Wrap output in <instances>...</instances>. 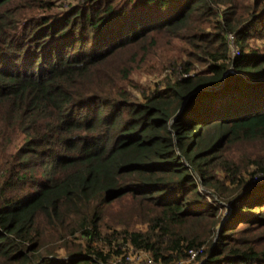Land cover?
<instances>
[{
	"label": "trees",
	"instance_id": "16d2710c",
	"mask_svg": "<svg viewBox=\"0 0 264 264\" xmlns=\"http://www.w3.org/2000/svg\"><path fill=\"white\" fill-rule=\"evenodd\" d=\"M18 1L0 0V264H264V0ZM163 38L187 59L136 97Z\"/></svg>",
	"mask_w": 264,
	"mask_h": 264
},
{
	"label": "rangeland",
	"instance_id": "374dc122",
	"mask_svg": "<svg viewBox=\"0 0 264 264\" xmlns=\"http://www.w3.org/2000/svg\"><path fill=\"white\" fill-rule=\"evenodd\" d=\"M23 1L19 0L17 3L13 4V7L16 5H21ZM36 9V8H33ZM32 8H28L25 12H23L21 15H25L24 18L30 17L32 14L36 13L37 10H33ZM169 39L163 38L158 40L159 49L156 50V52L159 53V57L151 58L150 60L145 59V62H140V54L138 55V58L135 63L132 64V71H131V80L129 82V85H125L129 90H132L133 87V95L136 97L140 96V93L142 91H147L150 89H154L160 81H164L167 76H171L172 71L169 69V66H167L168 61H170L171 58L180 57L181 60H186V52L187 48L183 44V42L178 41L176 39H171L170 44L167 46V43ZM163 47H167L166 50H162ZM250 47L253 49H257L259 51L264 49V38L254 37V39L250 40ZM233 50V47H232ZM230 58L236 57V52L231 51L229 54ZM196 71H199L203 68V66L196 65L194 66ZM232 70V68H229L228 71ZM107 251L106 249H104ZM59 252H62L59 250ZM132 250L126 251V255L132 254ZM121 258L119 256H114L110 259L108 262L109 264H116L115 261ZM185 262H182L184 264Z\"/></svg>",
	"mask_w": 264,
	"mask_h": 264
},
{
	"label": "built area",
	"instance_id": "2783aa9c",
	"mask_svg": "<svg viewBox=\"0 0 264 264\" xmlns=\"http://www.w3.org/2000/svg\"><path fill=\"white\" fill-rule=\"evenodd\" d=\"M233 51H235V49H233ZM193 256L194 253L191 254L190 259H192ZM120 257L121 258H118L115 261L116 264H163L154 261L150 255L142 250H134L132 254H125L124 256ZM176 264H182V262H178Z\"/></svg>",
	"mask_w": 264,
	"mask_h": 264
},
{
	"label": "water",
	"instance_id": "95a60500",
	"mask_svg": "<svg viewBox=\"0 0 264 264\" xmlns=\"http://www.w3.org/2000/svg\"><path fill=\"white\" fill-rule=\"evenodd\" d=\"M230 72V71H229ZM220 86V85H219ZM216 87H218V86H216ZM216 87H214V88H216ZM225 218H226V216L220 221V223L217 225V228L219 229L222 225H223V222H224V220H225Z\"/></svg>",
	"mask_w": 264,
	"mask_h": 264
}]
</instances>
